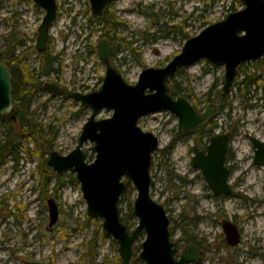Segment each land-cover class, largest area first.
<instances>
[{"label":"rangeland","instance_id":"obj_1","mask_svg":"<svg viewBox=\"0 0 264 264\" xmlns=\"http://www.w3.org/2000/svg\"><path fill=\"white\" fill-rule=\"evenodd\" d=\"M56 3L58 16L43 54L58 57L55 66L58 73L42 77L41 81L43 85L54 83L81 93L96 91L102 84L105 68L97 52L89 56L86 47L97 46L100 39H105L100 31L102 26L95 23L88 0H56ZM107 8L120 23L116 35L123 41L112 66L127 83L135 84L143 69L164 67L180 53L187 39L240 11L243 5L237 0H114ZM43 16L44 11L33 1L2 0L0 5V52L5 48V38L17 44L16 55L33 47L34 52L26 60L36 73L40 63L35 39ZM127 47L134 49V53ZM254 63L245 62L237 69L234 86L224 95L230 108L221 112L208 104L207 94L212 101L218 99L216 93L223 86V65L215 67L205 59L199 60L179 69L172 81L179 88V94L173 97H185L199 113L214 108L205 121V130L232 134L226 162L232 195L214 197L201 172L191 165L192 147L203 150L208 138L199 140L202 148L196 145L195 131L177 138L178 119L170 112L147 115L137 123L142 131L151 132L159 139L150 169L151 196L167 212L178 254L189 243L182 239L183 232L208 249L201 264H264V165L253 164L254 152L248 138L252 136L264 142V75L260 74L259 87L243 88L241 84L245 76L254 72ZM26 113L36 133L46 135L49 127L57 132L52 151L62 156L77 145L90 115L89 110L81 109L74 100L47 92H37ZM111 114L102 110L97 119ZM171 144L173 148L167 154ZM38 146V141H25L17 151V164L9 158L0 164V183H5V173L10 183L6 186L15 193L9 204L0 205V234H10L6 242L10 250L2 252V256H11V264H121L116 241L107 236L101 240V231L94 239V226H83L86 204L76 179L73 181L64 174L59 178L67 183L59 190L58 197L51 192L42 196L38 179L48 153L32 154ZM91 147L92 144L86 143L83 148L87 162L94 159V153L89 151ZM135 196L130 185L128 195L119 204L121 217L131 214L129 204H133ZM49 199H54L59 213L52 227H48ZM222 221L235 224L240 235L238 245L225 244ZM136 224V219H132L129 229L133 230ZM0 240L3 241L2 236ZM143 240L142 234L135 241L130 264H143L138 258Z\"/></svg>","mask_w":264,"mask_h":264},{"label":"water","instance_id":"obj_2","mask_svg":"<svg viewBox=\"0 0 264 264\" xmlns=\"http://www.w3.org/2000/svg\"><path fill=\"white\" fill-rule=\"evenodd\" d=\"M33 1L44 11L36 31L35 50L46 52L49 31L58 16L56 0ZM114 0H88L95 20L101 19L105 8ZM243 5L225 19L213 23L198 35L187 39L178 55L161 68L143 69L135 84L127 83L110 62L111 44L100 39L97 57L105 68L100 88L81 93L45 83L48 94L66 97L79 103L81 109L90 111L82 127L77 145L67 154L48 152L46 165L57 176L74 174L86 204V215L101 221V233L116 241L121 264H130L133 245L144 235L138 258L143 264H201L202 251L192 243H186L179 253L178 244L172 241L170 219L164 207L151 196L150 169L153 154L159 149V139L151 132H144L138 121L144 116L170 112L178 119L177 138L196 131L213 114L214 108L199 113L183 96L172 97L169 84L179 69L191 66L199 60L215 67L224 66L220 94L226 95L233 88L237 69L245 62L264 63V0H237ZM1 5V0H0ZM111 112L108 118L97 119L100 111ZM0 117L16 121L12 103L11 73L0 63ZM253 148V164L264 165V142L248 136ZM229 132L214 134L203 150L192 147V167L198 169L214 197L232 195L228 182L230 171L226 164ZM92 144V162H87L83 148ZM125 180L136 192L132 214L136 219L133 230L121 221L120 199L125 192ZM48 227L58 219L54 199L47 201ZM227 246H236L240 235L230 221L221 223Z\"/></svg>","mask_w":264,"mask_h":264},{"label":"trees","instance_id":"obj_3","mask_svg":"<svg viewBox=\"0 0 264 264\" xmlns=\"http://www.w3.org/2000/svg\"><path fill=\"white\" fill-rule=\"evenodd\" d=\"M109 8H105L103 16L99 20H95V23L101 25L100 28L103 37L107 39L111 44L110 52V62L113 65V60L115 59L117 52L123 46L122 39H118L116 31L120 27V23L116 22L111 15ZM89 23L92 22L89 17ZM5 48L0 52V63L6 66L11 73V93H12V103L16 112V121L10 122L5 118L0 117V163L4 162L5 156H11V159L17 164L19 162L18 150L22 149V144L25 141H38L39 146L36 147L32 154L37 156H42L45 153H48L53 150L55 146L56 131L52 127H49L48 134L44 135L42 133H36L33 127V121L30 119V116L26 113L29 109L30 102L35 97L36 93H44V85L41 81L42 77H46L51 73H58V70L55 66L58 64V57H51L48 54H38L39 58V69L36 73L35 68L28 66V61L26 57L34 52V48L30 47L27 50L23 51L21 54L16 55L15 50L17 44L14 40H9L5 38ZM126 49V48H125ZM131 53H134V49L127 47ZM86 52L89 56L97 52V46H87ZM254 72L250 75L245 76L242 81L243 88L258 86L260 83V74L264 75V63L259 60L254 63ZM240 68V67H239ZM170 94L175 96L179 94L178 86L172 82L170 85ZM247 92V90H245ZM208 96V104L212 105L215 108V111L221 112L224 109L230 108V103L226 96H222L219 92L216 93L218 99L215 101L210 100V94ZM196 109V108H195ZM206 122L198 128L195 133L197 134L196 145L200 148L203 145L200 144L199 140L201 138L210 139L214 136L213 129L205 130L204 127ZM172 144L168 147L167 154L172 150ZM30 153V150H27ZM228 156V154H227ZM43 172H39L38 186L41 190L42 196L46 197L49 192L53 196L58 197L59 190L63 187L67 181L62 178L57 177L51 169L46 165V162L43 161L41 165ZM66 177H69L74 181V177L70 174H67ZM54 180L55 184L52 186L51 181ZM130 185L126 184L125 192L123 193L119 204L122 201V198L126 197L129 193ZM130 215L121 217V221L128 227V224L134 219L132 214V204H129ZM93 225L94 226V239L101 231V221L96 219H91L85 216L83 226ZM129 229V227H128ZM130 230V229H129ZM183 240L194 245H198L199 249L202 251L206 248L200 247L196 242V238L192 235L186 236V233L183 232ZM101 240H105L106 236L103 234L100 237ZM95 242V240H94ZM96 246V243H95ZM207 250V249H206Z\"/></svg>","mask_w":264,"mask_h":264},{"label":"flooded vegetation","instance_id":"obj_4","mask_svg":"<svg viewBox=\"0 0 264 264\" xmlns=\"http://www.w3.org/2000/svg\"><path fill=\"white\" fill-rule=\"evenodd\" d=\"M1 3H2V0H1ZM48 48V47H47ZM45 53V52H44ZM171 95V94H170ZM173 97V96H172ZM175 98V97H174ZM229 134H230V139H231V133L229 132ZM6 158H9V159H11V156H5V158H4V161H5V159ZM1 164V163H0ZM4 174V181H5V183H0V191L1 190H3V193L1 194L0 193V205H7V204H9V202L13 199V198H15V193H13V192H10V189L9 188H7V186L6 185H9L10 183L9 182H7L6 181V179L8 178V175H5V173H3ZM9 179V178H8ZM7 182V183H6ZM8 214L7 215H11V213L10 212H7ZM167 213V212H166ZM223 222V221H222ZM221 222V223H222ZM222 231H223V229H222ZM239 234V233H238ZM224 235V234H223ZM1 236H2V238H3V241H1L0 240V264H11V256H5V255H3L2 256V252H9V248H8V246H7V244H6V242H8L9 241V238H10V234H0V238H1ZM224 238H225V236H224ZM239 242H240V239H239ZM225 244H226V240H225ZM239 244V243H238ZM227 245V244H226ZM179 249V248H178ZM202 251V250H201ZM208 251V249L206 250H204V251H202V253H203V256H204V254H205V252H207Z\"/></svg>","mask_w":264,"mask_h":264},{"label":"built area","instance_id":"obj_5","mask_svg":"<svg viewBox=\"0 0 264 264\" xmlns=\"http://www.w3.org/2000/svg\"><path fill=\"white\" fill-rule=\"evenodd\" d=\"M93 92V91H92Z\"/></svg>","mask_w":264,"mask_h":264}]
</instances>
